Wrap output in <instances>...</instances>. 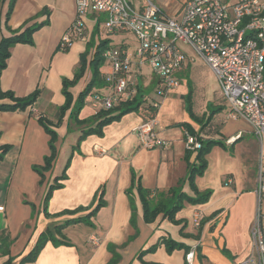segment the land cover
<instances>
[{
  "label": "crops",
  "instance_id": "obj_1",
  "mask_svg": "<svg viewBox=\"0 0 264 264\" xmlns=\"http://www.w3.org/2000/svg\"><path fill=\"white\" fill-rule=\"evenodd\" d=\"M2 1L0 0V39L10 37L11 32L21 30L26 23L47 24L35 32L32 46L18 44L11 49L7 68L0 79L1 89L4 92H13L18 98L30 96L37 90L40 92L37 102L27 110L0 113V146L6 145L10 148L0 160V206L5 208V211L0 213V236L7 235L11 240L9 251L0 254V264L10 260L12 264H20L36 247L42 233L51 232L57 237L54 230L56 225L68 219L87 216L98 204L102 191L104 206L90 219L92 226L85 223L68 226L63 232L71 245L55 246L48 242L36 261L27 264H107L112 257L109 246H121L124 243H127L126 246L118 249L121 255L119 264H142L137 257L140 251L148 250L163 239H172L191 248L198 245L197 264H240L245 261L253 251L251 231L258 208L254 190L259 144L255 137L250 141L256 160L254 176L250 178L247 174L244 176L245 180L236 179L238 172H235L236 169L230 162L224 165V168L219 166L211 175H208L206 170L204 176L197 178L196 184L201 192L212 190V197L204 205L184 204V209L176 216L177 220L186 224L183 231V225H174L162 217L153 224H146L140 199L134 191L139 234L129 241L135 233L130 223L131 205L127 195V190L132 184V174L141 179L142 186L146 189L165 192L182 183L183 192L193 196L188 183L185 182L186 128L176 125L187 124L196 132L200 129L190 120L187 113L184 99L186 92L179 89L166 97L159 96L160 81L150 65L139 57L138 41L130 33H119L123 36L121 42L110 46L112 50L125 52L130 61L128 78L137 81L138 98L143 99L144 105L155 100L160 102L157 115L158 136L170 142V148L145 150L140 147L137 128L147 117L142 107L138 112L124 116L120 121L105 127L102 137L90 135L81 142L66 172L67 179L61 181L63 187L53 192L48 206L51 215L77 208H85V211L75 216L58 218L45 215L44 197L56 179L63 174L73 148L82 134V128L76 129L74 126L77 135L66 141L71 130L70 111L63 122L57 125L58 110L65 104L63 79L74 78L84 53L89 51V60L94 55L101 39L98 37L101 26L100 33L96 36V27L101 25L100 18L98 15H90L85 39L75 41L68 52H62L59 50L60 41L76 18L75 0H15L8 20L6 17L11 0ZM128 1L137 10L146 6L145 0ZM151 1L165 15L182 18L186 0ZM93 43L95 47H92ZM179 47L194 61L176 76L181 77L190 71L194 79L200 78L201 69L193 65L198 59L186 51L187 46ZM196 56L202 60L197 54ZM106 64L109 68H102L103 74L111 70L107 58ZM90 79L91 73L87 70L78 84L71 88L74 100L84 91ZM177 79L181 88L182 80ZM107 88L106 86L97 89L90 96L98 92L105 95L108 93ZM96 109L94 115L99 111V108ZM41 113L55 125L53 129L58 134L57 158L43 182L33 169L34 166L44 165V159L50 155V137L37 118ZM89 117H83L82 120L90 119ZM221 133L225 141L239 133L242 134L241 140L243 139L241 130L227 133L223 128ZM234 143L233 146L226 143V146L236 151L237 143ZM215 148L218 147H214V150ZM242 150L241 163L246 161L245 153L250 152L246 146L242 147L241 152ZM221 155L225 160L231 158L225 153H220V159ZM194 158L195 156L191 161H194ZM229 178L232 179V184L227 183ZM263 209L264 203V212ZM197 210L204 213L206 221L201 230L192 223L193 214ZM199 232L200 240L192 238ZM223 248L228 250L229 256L222 253ZM198 253L202 258H199ZM143 261L186 264L184 251L175 250L169 254L164 245H160L155 253L146 254Z\"/></svg>",
  "mask_w": 264,
  "mask_h": 264
},
{
  "label": "built area",
  "instance_id": "obj_2",
  "mask_svg": "<svg viewBox=\"0 0 264 264\" xmlns=\"http://www.w3.org/2000/svg\"><path fill=\"white\" fill-rule=\"evenodd\" d=\"M142 10L128 0H75L76 18L63 35L59 50L64 52L85 39L90 15H106L107 33H130L138 41V55L146 61L160 81L159 96L166 97L180 85L176 74L194 60L179 45L190 47L210 68L218 81L220 94L229 107L228 117L245 120L259 144L256 175L257 215L251 231L253 255L240 264H264V0H186L181 19L165 15L151 0ZM111 70L104 74L108 93L92 95L99 110H112L121 101L138 94L137 81L128 78L130 61L124 51L106 53ZM156 108L159 109L160 103ZM156 116L137 128L142 149L170 148V142L158 136ZM239 133L226 141L232 145ZM186 150L193 156L201 149L196 137L186 132ZM232 184V179H227ZM5 208L0 206V213ZM204 213L195 211L194 227L200 228ZM198 245L185 256L186 264H195Z\"/></svg>",
  "mask_w": 264,
  "mask_h": 264
},
{
  "label": "trees",
  "instance_id": "obj_3",
  "mask_svg": "<svg viewBox=\"0 0 264 264\" xmlns=\"http://www.w3.org/2000/svg\"><path fill=\"white\" fill-rule=\"evenodd\" d=\"M4 1L5 0H3L2 2ZM14 4H15V0H11L9 4V10L7 13L6 20L9 19V15L13 11ZM46 24L47 23H38V22H32L30 24L26 23L21 30L13 31V32L10 31L11 32L10 37H2L0 39V79L3 71L7 68V61L11 56V49L18 44H25L32 46L34 43L33 35L35 34V32L40 30ZM99 26L100 25H97L96 27L97 31L100 30ZM93 46L95 47V43L92 44V47ZM110 49H112V47L110 46V42L107 39L106 40L100 39L98 45L95 48V53L90 60H89V51H87L81 56L80 66L76 70L74 78L72 80L63 79V95L65 97V104L61 106L58 110L57 125L63 122V119L66 116L67 112L70 111V116H69L70 122L73 123L76 127L82 128V134L79 138L78 143L73 148L72 155L69 157L65 165L63 174L56 179L55 184L49 188L48 192L44 197L43 210L45 215L49 218L75 216L85 211V208H77L75 210H65L61 213L51 215L48 212V206L52 198L53 192L63 187L61 181L67 179L66 172L70 166L73 154L76 150L79 149L81 142L87 136L97 135L99 137H102L105 127L111 125L113 122L120 121L124 116L130 113L138 112L141 107L143 111H145V114L147 116L146 120L149 119L150 117H154V116L157 117L158 115V108H156L155 106L157 103L160 102L155 100V101H151L147 105H144L143 99L138 98L139 97L138 96L139 91H138V94L135 98L130 99L128 101H121L112 110L106 111L101 109L90 119L81 120L79 118L85 106L86 99L89 95H91L93 90L101 89L107 86V83L104 79V74L102 73V68L104 67L106 61L105 55ZM64 52H68V50ZM87 70H89L91 73V79L88 85L86 86V88L84 89V91L80 93V95L76 100H74V97L70 90L71 88L75 87L78 84V82L84 77ZM192 89L193 88L191 86V89H189V93L185 96L184 99L190 120L194 122L196 125H198L200 129L198 132H196L191 126H188L187 124H182V125L179 124L176 126H185L186 132L196 137L197 140L201 143V149L197 151L194 161H191V158L193 157V152L186 150L187 179L185 182L188 183L191 191L193 192V196H190L187 193L183 192L182 183H180L179 186L171 188L170 190L165 192L146 189L142 186L141 179L137 178V176L133 173L132 184L131 187L127 190V195L129 197V201L131 205L130 223L135 233L133 236L129 238V241L134 237L138 236L139 234V230L137 226V209L134 201V191L137 193L140 199L143 209V218L146 224H153L156 222L158 218L162 217L164 219L169 220L174 225H183L182 231L186 228V224L182 220H177L176 216L179 212H181L184 209V204L188 203L194 206L204 205L207 204L212 197L213 194L212 190H206L203 192L199 191L196 184V180L197 178L204 176L208 167L207 157L211 153L212 149L214 147L226 148L225 139L220 137L223 136L221 132L223 130L224 124L221 122L217 123L216 121H213L214 118L217 119V115H219V113L223 109V106L217 105L216 109L209 110V105H208V116L207 115H203L202 117L197 116L194 112V104H193L194 91H192ZM39 94L40 92L37 90L30 96L24 98H18L15 96L13 92L10 91L4 92L0 86V113L25 111L27 110V108L32 107L37 102L39 98ZM37 118L39 124L44 128L45 132L50 137V141H49L50 155L44 159V165L33 167L34 171H36L40 175L41 182H43L45 180L46 173L52 169L53 163L57 158L58 150L56 143L58 141V134L53 129L55 125L44 114L42 113L39 114ZM213 123L216 125H214ZM209 125L212 126L208 128L209 130L210 129L217 130L216 132L217 134H219L217 135L219 136V138L208 137L207 127H209ZM239 140H241V138L235 141L234 144H236ZM9 149H10L9 146L6 145L0 146V160H2L5 157ZM103 196H104V191L101 192L100 199L96 207L87 216L68 219L62 224L56 225L54 227V230H55V235H57L58 238L54 236V234L51 232L42 233L41 236L39 237L36 247L31 251L29 255H27L22 259L20 264L35 262L39 254L41 253V251L48 242H52L55 246L71 245L69 241H67L63 231L68 226L78 223H85L89 226H92L90 219L93 216H95L98 213V211L104 206ZM205 222L206 221L203 219L199 230H201ZM192 238H194L195 240H200V232L198 233V235L193 236ZM126 244L127 243H124L121 246H109L108 249L112 257L107 264H119V262L121 261V255L118 253V249L125 247ZM160 245H164L166 251L169 254L173 253L175 250H179V251H184L186 256L191 250V247H188L185 244L175 242L172 239H163L158 244L150 247L148 250L140 251V253L137 256L139 261L142 264H159V263H145L143 261V257L146 254L155 253ZM10 246H11L10 238L7 235H1L0 254L2 253L6 254L9 251ZM222 253L225 256H229V252L226 248L222 249ZM198 256L199 258H202L200 257L201 256L200 253H198ZM5 264H12V261L10 260Z\"/></svg>",
  "mask_w": 264,
  "mask_h": 264
},
{
  "label": "rangeland",
  "instance_id": "obj_4",
  "mask_svg": "<svg viewBox=\"0 0 264 264\" xmlns=\"http://www.w3.org/2000/svg\"><path fill=\"white\" fill-rule=\"evenodd\" d=\"M133 1H135V0H133ZM155 1H157V0H155ZM98 16L100 18L101 33L96 30V36L100 33V36H98V37H100L102 40L107 39L110 42V45H112V46L121 42V40L123 39V36H121L119 33L108 34L106 32L105 27H104V24H105L106 19H107L106 15L101 14ZM96 36H95V38H96ZM185 49L190 54H193L192 57H194L195 59H198L196 61V63H194L193 65H196L197 67H199L201 69V71H200L201 74L199 75L200 78L194 79L193 75L191 74L190 71L185 72L184 74L181 75V77L176 76L177 78H181V80H182L181 81V88H179L180 87V85H179V87L174 89L171 92V94L174 93L175 91H178L179 89H180V91L186 92L188 94L189 89H191V86H192V88L196 87L195 89H192V91H194L193 92V104H194V108H196L194 111V112H196L195 114H197L199 116H202V115L208 116V105H209V110L216 109L217 105L223 106V109L221 110L219 115H217V119L214 118L213 121H216L217 123H219V122L223 123L224 124L223 128H225V131L227 133L234 132L237 130H241L243 132V139L237 143L236 151H234V149L232 147H229V146H226V148L218 147V148H215V150H214V148L212 149L211 153L208 155V158H207L208 175H211L213 172H215L216 169L219 168V166L224 168V165H228L231 163L234 165V167L236 169L235 172H238L235 175L236 179L240 178V179L245 180L244 176H247V174H249V177L252 178L256 172V160H255V157L253 154V150H252L253 148L250 144V141L254 140V135L250 129V126L248 125V123L245 120L240 119V120L235 121V120L230 119L228 117L229 107L226 104V102L222 99L216 76L214 75V73L210 70V68L202 60H199V58L192 51V49H189L187 47H185ZM104 66H105V67H103L104 70L109 68V66L107 64ZM195 78H196V76H195ZM194 80L196 82H194ZM94 91L95 90H93V92ZM95 111H97L96 106L94 107L93 98H92V96L89 95L86 99L85 106L81 112L82 115L80 114L79 118L82 120L83 117H89V116L92 117L94 115ZM214 125H216V124H214ZM74 126L75 125L73 123H71V130H70V133H69L66 141H68L71 137H75L77 135V133H75V127ZM210 127H212V126L209 125V127H207V129ZM76 129H77V127H76ZM216 131H217L216 129H210V130L208 129V134H207L208 137L219 138V136H217L219 134H217ZM220 137L223 138V136H220ZM245 146H246L247 150L249 147L250 152L245 151V152H248V153H245V155H244V157L246 158V161L241 163L240 158L243 157V155H242L243 150L241 152V149H242V147H245ZM220 153L223 155L225 153L226 156L231 157L230 160H225L224 158H222V155H221V159H220V157H219ZM241 155H242V157H241ZM263 215H264V212H263ZM263 224H264V219H263ZM252 255H253V252H251V255L248 256L246 258V260H248L250 257H252ZM195 264H197V258H196Z\"/></svg>",
  "mask_w": 264,
  "mask_h": 264
}]
</instances>
